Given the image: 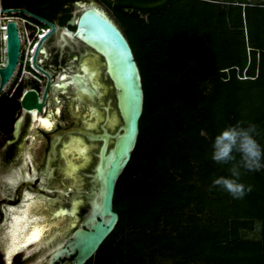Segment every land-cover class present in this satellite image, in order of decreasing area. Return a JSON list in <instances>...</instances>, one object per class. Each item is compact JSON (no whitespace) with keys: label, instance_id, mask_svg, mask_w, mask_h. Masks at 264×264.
Instances as JSON below:
<instances>
[{"label":"trees","instance_id":"trees-1","mask_svg":"<svg viewBox=\"0 0 264 264\" xmlns=\"http://www.w3.org/2000/svg\"><path fill=\"white\" fill-rule=\"evenodd\" d=\"M71 1L1 6L49 19ZM102 1L132 50L143 109L114 189L118 221L85 264H264V159L258 170L240 168L251 191L234 199L211 181L229 175L239 154L218 164L210 147L217 132L240 122L256 125L264 149V0ZM69 17L63 11L57 22ZM22 90L0 94V130Z\"/></svg>","mask_w":264,"mask_h":264},{"label":"flooded vegetation","instance_id":"flooded-vegetation-1","mask_svg":"<svg viewBox=\"0 0 264 264\" xmlns=\"http://www.w3.org/2000/svg\"><path fill=\"white\" fill-rule=\"evenodd\" d=\"M76 3L78 2L62 4L63 11H68L71 17L78 9ZM63 11H57L53 16L50 15L49 19L29 12L58 27H64L67 21L64 25L57 22L62 17ZM38 23L43 29L49 30L42 23ZM68 28L74 31V27ZM60 32L58 30L43 42L41 52L36 59L38 67L49 74L52 84L49 85L42 112L35 113L42 120L48 119L51 124L50 128L47 129L37 124L34 127L35 123L32 119L34 111L23 112L19 105L21 96L26 90H35L41 100L47 84V79L41 72L37 70L40 83L26 80L20 83L13 92H11L13 85L3 92L10 98L19 87L23 88L18 98V109L12 121L5 130H0V144L2 142L1 150H3L4 158L6 161L10 159L15 161L8 162L9 164L18 165L16 169L10 171L11 174L1 177L0 229L5 228H2L5 237L0 239L1 264H5L4 259L11 244L14 215L19 216L26 208H29L30 212L33 206L39 204L46 207L50 205L54 209L51 214L54 223L44 225L45 232L48 231L50 238L39 249H33L27 254L21 251L12 255L9 264H50L52 250L71 235L74 224H67L66 230L61 234H51V231L72 217L70 211H72L74 200L70 198L75 193H89L94 185L92 180L94 168L89 170L88 165L90 162L98 161L99 149L102 145L101 141H89L85 136L69 133V131L81 129L93 134H103L107 130L113 134L121 124L115 110L113 96L105 92V87L109 83L104 77L103 69L97 77L87 75L84 69H86L88 48L77 39L70 40L64 37L62 40ZM41 38L34 40L37 42L36 46ZM75 77H81L80 81ZM90 89H94L93 94L88 93ZM19 119V127L14 135L15 125ZM28 140H30L29 143H27ZM14 150L17 151L16 159L12 158ZM23 162H27L29 167L28 176L23 172ZM80 201L77 210L82 203H85L86 214L90 201L85 197H81ZM60 210L64 212L55 216V213ZM5 215L8 217L6 218ZM36 218L42 225L41 217ZM38 250L40 252L36 253ZM24 258H32V260L24 263ZM72 260L73 257L61 258L55 264H71Z\"/></svg>","mask_w":264,"mask_h":264},{"label":"water","instance_id":"water-1","mask_svg":"<svg viewBox=\"0 0 264 264\" xmlns=\"http://www.w3.org/2000/svg\"><path fill=\"white\" fill-rule=\"evenodd\" d=\"M76 5L78 9L64 27H58L25 9L3 10L7 13L19 11L49 28L39 40L32 56L33 67L46 77L47 84L41 100L35 90H26L22 94L19 105L23 112L40 113L43 110L47 91L52 82L49 74L38 67L36 59L43 42L60 30L62 40L64 37L70 40L77 39L88 48L84 69L87 75L97 77L103 69L104 77L109 83L105 87V92L113 96L115 110L121 121L113 134L107 130L103 134H93L81 129L69 131L81 134L89 141H101L102 145L94 166L92 177L94 185L89 193H75L70 198L74 200L72 210L75 209V212L81 197L90 201L89 208L80 223L73 225L71 235L52 250L50 264L69 257H73L71 264H85L114 229L118 221V215L113 210L114 189L135 147L139 132L138 123L143 109L140 72L123 33L105 13L92 4L78 2ZM68 27H74V31ZM5 36V58L4 64L0 66V93L11 78L19 58L20 40L14 22L6 23ZM75 78H79L78 81L81 79ZM88 93L93 94L94 89H90ZM19 121L20 119L15 125L14 135L17 133ZM58 196L64 197L62 194ZM63 212L60 210L55 216Z\"/></svg>","mask_w":264,"mask_h":264},{"label":"clouds","instance_id":"clouds-1","mask_svg":"<svg viewBox=\"0 0 264 264\" xmlns=\"http://www.w3.org/2000/svg\"><path fill=\"white\" fill-rule=\"evenodd\" d=\"M255 124L243 126L240 122L223 127L212 138L211 159L218 164H227L239 154V162L229 169V175L214 177L211 187L226 191L234 199L243 198L246 192L251 191V185H245L240 180V168L248 171L258 170L264 159V149L256 139Z\"/></svg>","mask_w":264,"mask_h":264},{"label":"built area","instance_id":"built-area-1","mask_svg":"<svg viewBox=\"0 0 264 264\" xmlns=\"http://www.w3.org/2000/svg\"><path fill=\"white\" fill-rule=\"evenodd\" d=\"M1 6L0 0V66L4 64L5 58V31L6 23L12 21L16 25V29L20 40L19 58L15 70L1 91L5 92L11 85V92L23 81L30 80L40 83L38 71L32 65V56L36 43L34 40L41 38L48 29H43L39 23L30 16L20 13L19 11L5 12ZM8 10H18V8H9ZM0 93V94H1Z\"/></svg>","mask_w":264,"mask_h":264},{"label":"rangeland","instance_id":"rangeland-1","mask_svg":"<svg viewBox=\"0 0 264 264\" xmlns=\"http://www.w3.org/2000/svg\"><path fill=\"white\" fill-rule=\"evenodd\" d=\"M79 1L85 2L86 4H92L93 6H95L99 10H101L103 13H105V15L107 17H109V19H111L113 21V23L117 27H119L118 22L116 21L114 15L111 12V9L105 3H103L102 0H72L71 2H79ZM109 1L110 2H114V0H109ZM134 1H136V0H134ZM137 50L138 49L136 48L134 50V53L137 52ZM148 50L149 49L147 48V51ZM135 54H137V53H135ZM148 57H149V55H148ZM136 61L138 62L137 56H136ZM140 61H142V64H145V62L143 61L142 58H140ZM57 111L59 113V109ZM33 126L35 127L36 124H33ZM1 128H2V126H1ZM29 142H30V140L27 141V143H29ZM1 146H2V142L0 144V184H1V180H2L1 177L6 176V174H11L10 171L16 169L17 166H18V165L9 164L8 162H15V161H13L11 159L9 161H6V159L4 158V155H3V150H1ZM33 146H35V145H33ZM17 157H18L17 156V151L14 150V153L12 154V158L16 159ZM95 163L96 162H90L89 165H88V169L89 170H93V168L95 166ZM23 164H24L23 165V172H24V174L26 176H28L29 175V172H28V168L29 167L27 166V162H23ZM86 208H87V206L85 205V203H82L80 205L79 209L75 212V214L72 215L71 218L63 221L62 225L57 226V229L52 230L51 234H53V233L61 234L63 231L66 230L67 224H70V223H73L75 225L79 224L80 221L82 220V218L84 217ZM53 211H54V209L52 207H50V205L46 207L43 204H39L38 206H36V205L33 206V208L30 209L29 213H30L31 217H35V218L36 217H39V218L41 217L40 221H41L42 225H48V224H52V222L54 223V220L52 219V216H51ZM5 216H6V218L8 217V215H5ZM14 216H17V215H14ZM2 228H4V227H1V229H0V239L2 237L3 238L5 237ZM45 228L46 227H44V229ZM257 233L258 232L256 230V232L254 234L250 235V238H255ZM49 236H50V234L48 235V231L44 232L42 237H41V239L39 241H37V243H34V244L30 245L27 249L23 250V254L24 253L27 254V252H32V250L36 249V248L39 249L41 245H43L44 243H46L49 240V238H50ZM39 252H40V250H38L36 253H39ZM1 254H2V247H1V241H0V260H1ZM32 256H34V254H32ZM23 260H24V263H28L29 261L32 260V258H30V259L24 258ZM0 264H1V261H0Z\"/></svg>","mask_w":264,"mask_h":264},{"label":"bare ground","instance_id":"bare-ground-1","mask_svg":"<svg viewBox=\"0 0 264 264\" xmlns=\"http://www.w3.org/2000/svg\"><path fill=\"white\" fill-rule=\"evenodd\" d=\"M32 119L34 123L37 125L44 126L45 128L49 129L46 125L50 124L48 119H40L41 117L36 115L35 112H32ZM51 126V124H50ZM19 127V124L17 125ZM75 209L71 211V214H75ZM38 218L31 217L29 213V208H26L19 216H15L13 218L12 223V232L10 238V246L6 253L4 263L9 264L10 258L12 255L16 253H20L21 251L27 249L31 244L37 243L45 232L44 225H40L37 221Z\"/></svg>","mask_w":264,"mask_h":264},{"label":"snow or ice","instance_id":"snow-or-ice-1","mask_svg":"<svg viewBox=\"0 0 264 264\" xmlns=\"http://www.w3.org/2000/svg\"><path fill=\"white\" fill-rule=\"evenodd\" d=\"M46 123V125L48 126V127H50V124H47V122H45Z\"/></svg>","mask_w":264,"mask_h":264}]
</instances>
